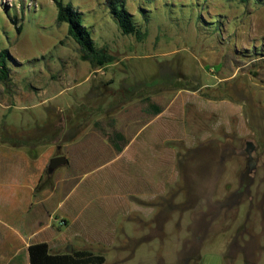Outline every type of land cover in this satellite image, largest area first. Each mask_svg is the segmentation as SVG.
I'll return each mask as SVG.
<instances>
[{
	"label": "rangeland",
	"instance_id": "374dc122",
	"mask_svg": "<svg viewBox=\"0 0 264 264\" xmlns=\"http://www.w3.org/2000/svg\"><path fill=\"white\" fill-rule=\"evenodd\" d=\"M63 1L82 13L97 47L104 48L110 60L98 65L82 58L68 23L57 21L54 0H0V50L9 49L11 77L8 85L0 82V144L26 146L44 162L50 152H63L52 144L76 139L93 115L97 131L108 134L123 106L152 93H159L163 104L175 96L177 104L185 102L190 136L187 144L174 142L179 150L172 169L176 190L160 197L150 226L135 214L118 220L117 229H128L130 236L117 248L106 234L111 213L120 206L110 196L109 185L80 199L84 182L72 191H59L65 207L83 209L78 221L82 233L64 250L69 245L93 250L106 257L104 264H197L200 242L184 241L191 234H204L205 228L190 230L188 211L180 223L177 219L186 200L193 209L205 200L202 184L218 167L224 188L219 193L228 186L235 189L220 198L222 207L230 210V227L207 245L225 252L228 264H246L234 243L241 240L238 232L230 229L246 218L254 203L260 233L256 240L264 243V218L257 207L264 204V162H256V157L264 160V0H125L141 36L122 32L108 0ZM248 141L257 146L248 153L249 166L244 153ZM163 144L161 140V155ZM140 158L130 166L143 174ZM163 166L164 176L172 163ZM110 169L90 171V179H106ZM49 175L47 170L45 177ZM235 208L240 212L233 217ZM65 223L58 224L60 229ZM151 226L154 234L149 238ZM256 240L251 238L252 243ZM256 254L251 256L264 264V250Z\"/></svg>",
	"mask_w": 264,
	"mask_h": 264
},
{
	"label": "crops",
	"instance_id": "0c3cea01",
	"mask_svg": "<svg viewBox=\"0 0 264 264\" xmlns=\"http://www.w3.org/2000/svg\"><path fill=\"white\" fill-rule=\"evenodd\" d=\"M162 99L159 93H152L146 98L127 103L116 114L115 123L110 127L108 134L97 131L93 115L87 129L82 130L76 139L66 140L58 145L52 144L54 149H63L60 154L66 156L67 162L61 165L65 166L63 171L56 173L61 167L59 166L49 178L45 177L49 159L58 154L50 152L48 160L43 162L41 155L38 156L37 153L35 156L26 146L0 144V264H29V246L37 242H47L53 253L67 252L64 245H68L69 241L82 233V224L80 223V226L78 221L83 209L79 210L72 205L65 207L59 191H72L82 182L84 189L79 194V199L88 193L104 192L103 187L109 185L110 196L120 203V206H117L119 209L113 211L114 214L111 213L112 218L106 225V234L115 244V248L124 241V237L130 236L128 229H117L118 220L127 219L132 214L137 216L140 223H146L148 226L156 220L152 215L156 208L159 209L160 197L176 190L172 169L176 167L173 164L179 157V150L174 142L183 140L187 144L190 139L185 126V102L182 106L177 104V96L167 104H163ZM161 140L164 143L162 155L161 147L159 148ZM155 149L157 152L154 157ZM139 158L143 174H139L140 169L135 170L130 166L131 162L138 161ZM170 162L171 172L164 173L163 176L161 171L166 168L163 165ZM109 167L111 169L106 179H90V171L98 168L107 170ZM156 170L157 174L154 175ZM214 170L202 184L200 195L205 197V200L194 209L190 201L186 200L177 219V223H180L179 217H183L184 212L188 211L190 224L186 225L190 230L193 226L205 228V233L199 236L196 233L191 234V231V235L184 241L188 244L200 242L197 264H228L229 259L222 250L214 252L215 250L207 245L215 236L218 237L229 229L227 221L230 210L222 207L220 198L233 194L235 190L228 186V191L219 193V190H224L220 186L221 183L219 184L223 172L222 168L218 167ZM42 182H45L44 186H41ZM253 195L255 198V193ZM250 206L246 210V218L239 219L238 228L232 226L230 231L238 232L237 238L241 240L236 239L234 243H237V252L244 256L245 263L258 264L257 257L253 258L251 255L255 253L257 256V250H264V243H258L259 240H256L260 234L255 222L258 218L253 216L254 203ZM257 207L260 217L264 218V204ZM232 212L233 217L238 216L240 209L235 208ZM59 218L66 222L64 229L59 227ZM149 228L151 232L147 236L150 238L154 233L153 226ZM261 230L264 234V226ZM251 238L256 240L255 243H252ZM224 243L226 247L228 244Z\"/></svg>",
	"mask_w": 264,
	"mask_h": 264
},
{
	"label": "trees",
	"instance_id": "16d2710c",
	"mask_svg": "<svg viewBox=\"0 0 264 264\" xmlns=\"http://www.w3.org/2000/svg\"><path fill=\"white\" fill-rule=\"evenodd\" d=\"M54 1L57 6V21L68 23L69 35L82 47V58L98 65L110 60L107 51L97 47L90 30L83 23L82 13L70 2ZM107 4L124 34L143 35L139 24L134 21L132 13L128 10L125 0H108ZM17 29L21 32V25L17 26ZM8 57V48L0 50V82L6 85L11 82L10 69L7 64ZM12 145L20 146L15 143ZM29 255V264H104L106 261L103 254L90 249H73L71 252L53 253L45 241L31 244Z\"/></svg>",
	"mask_w": 264,
	"mask_h": 264
},
{
	"label": "water",
	"instance_id": "95a60500",
	"mask_svg": "<svg viewBox=\"0 0 264 264\" xmlns=\"http://www.w3.org/2000/svg\"><path fill=\"white\" fill-rule=\"evenodd\" d=\"M67 162V158L63 154H58L50 159L49 165H48V173L52 174L54 171L61 165L65 164ZM69 251L71 252L73 250V246L69 245Z\"/></svg>",
	"mask_w": 264,
	"mask_h": 264
},
{
	"label": "flooded vegetation",
	"instance_id": "af4514ba",
	"mask_svg": "<svg viewBox=\"0 0 264 264\" xmlns=\"http://www.w3.org/2000/svg\"><path fill=\"white\" fill-rule=\"evenodd\" d=\"M256 147H257V146H254L252 142H249V141H248V142L246 143V147H245L244 153L246 154V157H247L248 166H249V164L251 163V158L249 157V154H248V153H249L251 150H254ZM256 156H257V155H256ZM256 160L258 161V163H259V161H263V162H264V160H259L258 157H256ZM251 164H252V163H251ZM248 168L250 169V167H248ZM249 169H248V174H249L250 176H253L254 173L250 172ZM252 181H254V178H252ZM247 190H249V189H247Z\"/></svg>",
	"mask_w": 264,
	"mask_h": 264
},
{
	"label": "built area",
	"instance_id": "2783aa9c",
	"mask_svg": "<svg viewBox=\"0 0 264 264\" xmlns=\"http://www.w3.org/2000/svg\"><path fill=\"white\" fill-rule=\"evenodd\" d=\"M64 223H65V220H63V219L59 221V224H60V225H62V224H64Z\"/></svg>",
	"mask_w": 264,
	"mask_h": 264
}]
</instances>
